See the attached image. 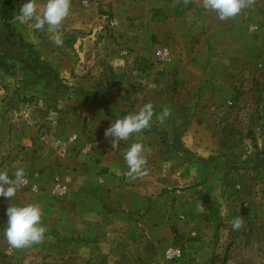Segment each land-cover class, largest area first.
Here are the masks:
<instances>
[{"label": "rangeland", "instance_id": "1", "mask_svg": "<svg viewBox=\"0 0 264 264\" xmlns=\"http://www.w3.org/2000/svg\"><path fill=\"white\" fill-rule=\"evenodd\" d=\"M27 2L17 0L11 21L0 18V171L12 177L24 168L27 185L39 193L26 185L11 200L0 196V264H61L51 256L47 232L41 244L9 250L7 208L38 204L48 231L69 191L87 176L117 177L115 166L127 167L124 153L136 142L150 152L143 181L155 200L149 225L162 230L172 218L175 225L153 244L147 264H166L162 253L175 244L183 257L172 264H264V0L247 9L238 30L216 36L198 22L211 18H190L184 32L191 41L210 53L216 40L229 49L238 42L245 63L222 102L200 94L197 107L187 109L175 104L179 59L160 64L153 57L158 45L170 47L153 29L172 19L159 0H71L62 47L46 29L16 20ZM36 3L42 11L46 0ZM181 11L172 19L177 28L190 21ZM187 78L189 88L208 80L198 71ZM149 102L156 114L171 108V116L161 124L154 115L149 129L113 149L105 130ZM57 176L68 181L62 200L52 193ZM131 186L141 194V179ZM237 217L244 220L239 231L231 224Z\"/></svg>", "mask_w": 264, "mask_h": 264}, {"label": "crops", "instance_id": "2", "mask_svg": "<svg viewBox=\"0 0 264 264\" xmlns=\"http://www.w3.org/2000/svg\"><path fill=\"white\" fill-rule=\"evenodd\" d=\"M159 2V7L172 19L178 16L180 8V15L189 19L195 16L211 18L208 22L205 19H198V22L205 25V34L211 33L214 36L223 30H238L247 12L245 9L235 19L220 21L215 13L204 10L195 2L187 6L182 0H173V4L167 0ZM172 19L159 26L154 25L153 29L157 31L160 41L170 43L173 58L179 59V89L175 104H183L185 109L197 107L200 94L207 99L211 98V101L220 97L222 102V95H229L231 86L238 83L241 75L244 76L245 60L238 53L241 46L235 42L229 49V46L216 40L217 46L210 53L207 45L199 46L200 43L191 41L187 32H184V29L190 30V24L193 23L191 19L188 27H185V22L180 28L175 26ZM225 60L229 63L225 64ZM196 65L198 69L193 67ZM197 71L201 72V78L208 80L203 81L200 88H189L190 85L186 84L188 78L185 79V76ZM177 128L185 127L178 124ZM115 168L120 170V174L114 178H83L69 191L63 203L56 207L58 210L55 220H52V225L47 231V242L51 245V256L61 258V264H147L154 250L153 244L167 233H172L175 226L173 218L165 219L169 224L161 226L162 230L149 225L150 209L155 200L147 193L149 186L144 185L145 178L141 179V194L133 195L131 183L139 182V179H125L122 186L120 175H125L128 168H119L117 165ZM160 201L163 205L168 202L167 199ZM57 226H60V233ZM59 245L60 252L57 251Z\"/></svg>", "mask_w": 264, "mask_h": 264}, {"label": "clouds", "instance_id": "3", "mask_svg": "<svg viewBox=\"0 0 264 264\" xmlns=\"http://www.w3.org/2000/svg\"><path fill=\"white\" fill-rule=\"evenodd\" d=\"M191 2L198 3L204 10L215 13L220 21H226L235 19L245 9L253 7L256 0H182L185 6ZM70 10L71 0H46L42 11L38 8L36 0H28L20 7L16 20L38 31L46 29L51 34V41L57 47H62L64 39L61 29L70 15ZM249 30L252 31L251 26ZM224 63L228 64L229 61L225 60ZM171 114L172 110L169 107H164L159 114H156L153 104L149 102L140 107L138 112L122 118L117 116L115 122L105 130L104 135L106 138H113L109 143L113 149H117L120 141H128L134 134L139 135L149 129L154 115L159 123L163 124ZM148 154H150L149 150L142 143L136 142L130 145L124 153L128 168L125 173L126 180L135 181L148 174ZM26 184L24 168H17L12 177L7 170L0 171V196L11 200ZM6 215L7 227L4 230V237L10 251L27 249L44 242L47 228L43 226V213L38 204L30 203L23 206L10 204ZM231 224L233 230L239 231L244 226V220L237 217Z\"/></svg>", "mask_w": 264, "mask_h": 264}, {"label": "built area", "instance_id": "4", "mask_svg": "<svg viewBox=\"0 0 264 264\" xmlns=\"http://www.w3.org/2000/svg\"><path fill=\"white\" fill-rule=\"evenodd\" d=\"M154 59L160 64H168L173 60V54L171 49L164 45H158L154 50ZM27 185V184H26ZM25 185V186H26ZM26 189H29L32 193H39V189L36 185L26 186ZM53 197L58 200H62L65 195L68 193V181L62 177L57 176L53 180L52 188ZM183 257V252L181 246L175 244L166 247L162 253V258L166 264H172L179 261ZM150 264H159L156 261H152Z\"/></svg>", "mask_w": 264, "mask_h": 264}, {"label": "trees", "instance_id": "5", "mask_svg": "<svg viewBox=\"0 0 264 264\" xmlns=\"http://www.w3.org/2000/svg\"><path fill=\"white\" fill-rule=\"evenodd\" d=\"M2 4L0 7V18L5 22H9L18 13L16 6L17 0H1ZM7 26V25H5Z\"/></svg>", "mask_w": 264, "mask_h": 264}]
</instances>
